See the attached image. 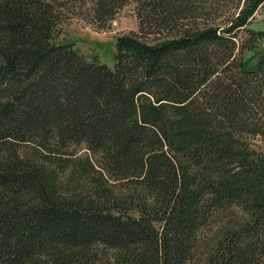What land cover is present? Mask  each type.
<instances>
[{
  "label": "trees",
  "instance_id": "1",
  "mask_svg": "<svg viewBox=\"0 0 264 264\" xmlns=\"http://www.w3.org/2000/svg\"><path fill=\"white\" fill-rule=\"evenodd\" d=\"M261 1L213 25L186 0H91L96 25L135 4L138 34L116 40L110 68L53 41L66 0H0V264H96L102 250L115 264H188L197 226L234 205L247 219L219 228L205 264L254 261ZM77 147L101 180L88 203L57 199L42 166Z\"/></svg>",
  "mask_w": 264,
  "mask_h": 264
},
{
  "label": "rangeland",
  "instance_id": "2",
  "mask_svg": "<svg viewBox=\"0 0 264 264\" xmlns=\"http://www.w3.org/2000/svg\"><path fill=\"white\" fill-rule=\"evenodd\" d=\"M188 7L198 9L203 17L208 16L209 23L224 25L239 9L244 8L245 0H186ZM91 0H66L64 10L65 19L55 30L53 41L55 43H73L74 48L87 60L96 58L99 62L107 64L110 68L114 65L113 54L115 42L118 38L138 34V19L135 4H127L114 19L105 25H96L91 20ZM249 29L259 36L257 51L264 56V0L255 5L249 17ZM252 145L260 152L264 144L257 139ZM70 153L75 154V159L60 161L65 157L53 155L50 160H44L43 171L46 181L54 196L62 201H81L88 203L96 199L97 188L94 180L101 181L94 174L87 176L78 167L86 164L84 149L71 148ZM45 155V154H44ZM39 159L41 153L37 155ZM48 157V156H46ZM59 157V158H58ZM70 158V157H69ZM55 159L57 163H51ZM76 164L77 166H73ZM214 218H210L208 225H198L195 230L191 257L188 264H205L209 254V247L219 235V228L225 224L238 223L247 219L244 209L234 205ZM258 250L255 251L254 261L250 264H264V237H259ZM112 251H101L96 264H115Z\"/></svg>",
  "mask_w": 264,
  "mask_h": 264
}]
</instances>
